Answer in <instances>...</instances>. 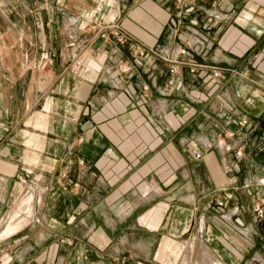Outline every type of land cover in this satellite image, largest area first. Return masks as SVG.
Instances as JSON below:
<instances>
[{"label": "crops", "instance_id": "0c3cea01", "mask_svg": "<svg viewBox=\"0 0 264 264\" xmlns=\"http://www.w3.org/2000/svg\"><path fill=\"white\" fill-rule=\"evenodd\" d=\"M48 4L33 1L55 10L40 23L64 32L40 37L66 43L43 53L40 108L10 120L0 106V232L25 192L32 204L3 228L0 261L264 259L251 210L264 200V0Z\"/></svg>", "mask_w": 264, "mask_h": 264}, {"label": "rangeland", "instance_id": "374dc122", "mask_svg": "<svg viewBox=\"0 0 264 264\" xmlns=\"http://www.w3.org/2000/svg\"><path fill=\"white\" fill-rule=\"evenodd\" d=\"M33 1L35 0H0V106L4 105L3 107L8 110L10 120L16 117L28 118L31 113L39 110L40 105L37 101L39 92L43 94L46 89L43 71L46 59L43 53L50 47L64 48L66 43L63 37L52 42L40 37V33L49 29L57 33L64 32V25L60 20L55 26L42 24L44 15L52 16L55 10L33 8ZM37 1L48 4L54 3L55 0ZM39 17L42 19L41 23ZM101 28L99 25H93L91 32L97 35ZM67 42L74 48V40L69 39ZM17 128L22 129V123ZM30 194L25 192L24 199L19 198L12 204L2 221V230L11 219L15 221L14 224L22 219L18 218L19 212L30 209L32 205L28 198ZM2 230L0 236H7L2 234ZM137 251L143 256L147 250ZM9 262L10 257H6L0 264Z\"/></svg>", "mask_w": 264, "mask_h": 264}, {"label": "built area", "instance_id": "2783aa9c", "mask_svg": "<svg viewBox=\"0 0 264 264\" xmlns=\"http://www.w3.org/2000/svg\"><path fill=\"white\" fill-rule=\"evenodd\" d=\"M102 39H109V38H113L116 43L118 44H124L125 43V35L121 32V30H119L118 28L115 27H102L99 31L98 34ZM72 39V38H71ZM48 64L51 63L50 60L47 61ZM201 67L198 64H193L191 67V72L194 73L196 71L197 68ZM215 77L218 76L217 73L213 74ZM245 122H243L244 124ZM235 157L239 158L241 156L240 152L237 151L235 152ZM194 156L196 159L200 158L201 154L199 152H194ZM252 213L254 214L255 218L260 221L263 222L264 221V200H261L259 202H257L256 204H254L252 206ZM264 250V246L262 248ZM254 264H264V259L263 258H256L254 261Z\"/></svg>", "mask_w": 264, "mask_h": 264}]
</instances>
